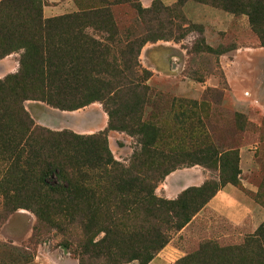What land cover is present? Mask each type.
<instances>
[{
    "label": "rangeland",
    "instance_id": "obj_1",
    "mask_svg": "<svg viewBox=\"0 0 264 264\" xmlns=\"http://www.w3.org/2000/svg\"><path fill=\"white\" fill-rule=\"evenodd\" d=\"M39 1L43 19L109 11L115 34L86 26L80 36L106 43L102 58L123 73L96 75L88 58L96 54L84 48L83 63L71 60L81 67L77 85L103 81L110 88L103 98L71 110L37 99L0 104V264H79V246L90 241L153 240L160 245L145 264H264L256 233L264 223V45L247 15L197 0ZM155 5L164 10L138 14V6ZM260 28L264 38V15ZM158 34L165 38L141 45L132 77L122 69L123 46ZM21 52L0 58V78L17 70ZM108 108L120 127L108 128ZM156 163L166 173L147 182L165 204L151 213L132 192L146 181L141 170ZM42 173L50 184L67 180L73 196L40 192ZM233 176L237 183L217 193ZM201 186L217 189L192 212ZM179 198L188 220L176 228L168 202Z\"/></svg>",
    "mask_w": 264,
    "mask_h": 264
},
{
    "label": "trees",
    "instance_id": "obj_2",
    "mask_svg": "<svg viewBox=\"0 0 264 264\" xmlns=\"http://www.w3.org/2000/svg\"><path fill=\"white\" fill-rule=\"evenodd\" d=\"M125 1L128 2L129 0ZM197 1L202 3L209 2L213 6H218L231 13L238 11L245 13L251 29L258 34L260 44L264 45V38L261 36L262 29L260 28L264 15V0ZM19 7L20 9H18ZM40 8L41 2L39 0H0V58L11 51L22 49L18 59L17 70L0 78V104H3L5 97H8V104H10L9 100L19 102L23 99H37L53 107L71 110L81 107L94 99L103 98V95L108 93L110 89L107 83L99 81V86L77 85L76 76H80L81 67L72 64L71 60H74L75 64L79 60L83 63V55H86L83 54L85 52L83 49L89 48V54H96L94 57H88L94 63L92 66L97 67L96 70H93L96 75L99 76L103 73L113 76V73L115 75L117 72L123 73V71H120L121 69H117V66L115 67L114 64L102 58L103 56L101 55H104L110 49L106 43L92 46L81 39L80 36L81 31L86 26L107 31L109 36L115 34L117 29L110 12L102 11L101 13L100 11L105 9L89 8L81 12L43 19L41 18ZM137 10L138 14H147L149 12L158 13L159 10H164V8L161 6L156 7L155 5L150 11V8L144 9L138 6ZM8 11L12 12L11 16ZM3 12H6L4 20L1 17ZM14 12L18 16L17 18L13 17ZM162 38H165L163 34L151 37L140 36L138 38L134 36L123 46V55L125 53L127 57H121L122 69L124 68L133 77V67L137 65L136 56L143 42ZM107 40L110 41L111 37L107 38ZM142 72L149 75L143 69ZM121 84L122 87L127 89L137 86V84L126 85L124 82ZM101 90L102 93L100 94L99 91ZM77 95H81L82 98H77ZM106 112L108 128L120 127L111 122L114 111L108 108ZM159 165L157 163L150 165L151 167L147 168L148 172L141 170L142 172L140 173L145 177L146 181L138 179L136 190L133 189L132 192L134 201L137 204L146 203L151 213H156L158 208H163L165 204L164 201L153 196V185L151 186V183L147 182L148 179L155 183L161 175L166 173L167 169L161 170ZM38 179L40 192H43L46 196L49 193H54L68 200L74 194L75 190L67 180L62 184L58 182L50 184L45 180L43 173L42 177L41 174L38 176ZM118 182L120 187L126 189V191H130L133 188L130 182L123 180ZM227 182L235 185L237 183L236 176L224 180L220 186ZM216 189H210L207 193L205 186L192 189L193 192H196L195 196L199 198V202L192 206L191 211L195 212L207 198L213 195ZM168 203L175 206L172 216L175 218V227L178 228L188 220L187 214H179L178 211V207H181L184 203L180 204V198ZM183 207H185V204ZM256 233L262 238L264 248V223L258 228ZM155 236L158 237L159 234L157 233ZM159 245L155 240L145 242V244L140 243L129 246L112 245L103 241H90L88 245L79 246L77 255L79 264H93L94 259L101 256L106 257L107 264H120L130 259H137L140 264H145ZM84 255H86L85 258Z\"/></svg>",
    "mask_w": 264,
    "mask_h": 264
},
{
    "label": "crops",
    "instance_id": "obj_3",
    "mask_svg": "<svg viewBox=\"0 0 264 264\" xmlns=\"http://www.w3.org/2000/svg\"><path fill=\"white\" fill-rule=\"evenodd\" d=\"M229 189H231V188H229L228 186L224 185L220 190L217 191V193H223L225 191H228Z\"/></svg>",
    "mask_w": 264,
    "mask_h": 264
}]
</instances>
